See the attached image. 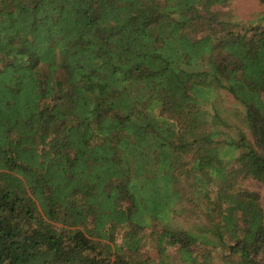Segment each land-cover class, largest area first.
I'll return each instance as SVG.
<instances>
[{
    "label": "trees",
    "instance_id": "16d2710c",
    "mask_svg": "<svg viewBox=\"0 0 264 264\" xmlns=\"http://www.w3.org/2000/svg\"><path fill=\"white\" fill-rule=\"evenodd\" d=\"M230 1L0 0V264H264V0Z\"/></svg>",
    "mask_w": 264,
    "mask_h": 264
},
{
    "label": "rangeland",
    "instance_id": "374dc122",
    "mask_svg": "<svg viewBox=\"0 0 264 264\" xmlns=\"http://www.w3.org/2000/svg\"><path fill=\"white\" fill-rule=\"evenodd\" d=\"M232 14L241 21L252 20L262 11L263 6L257 0H231L227 8ZM226 105L233 104L231 97L224 95ZM250 188L258 195L263 212H264V183L258 180L250 179L248 182Z\"/></svg>",
    "mask_w": 264,
    "mask_h": 264
}]
</instances>
